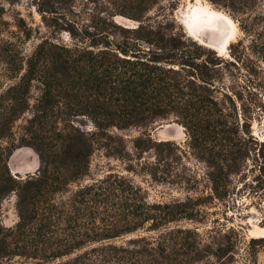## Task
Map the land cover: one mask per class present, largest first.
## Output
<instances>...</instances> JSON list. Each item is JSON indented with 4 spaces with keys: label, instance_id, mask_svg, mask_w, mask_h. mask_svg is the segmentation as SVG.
I'll return each mask as SVG.
<instances>
[{
    "label": "rangeland",
    "instance_id": "374dc122",
    "mask_svg": "<svg viewBox=\"0 0 264 264\" xmlns=\"http://www.w3.org/2000/svg\"><path fill=\"white\" fill-rule=\"evenodd\" d=\"M0 176V264H264V0H0Z\"/></svg>",
    "mask_w": 264,
    "mask_h": 264
},
{
    "label": "bare ground",
    "instance_id": "6f19581e",
    "mask_svg": "<svg viewBox=\"0 0 264 264\" xmlns=\"http://www.w3.org/2000/svg\"><path fill=\"white\" fill-rule=\"evenodd\" d=\"M195 13L196 14L194 15V19L192 20L190 25L186 26L191 35L196 37L198 40H201L198 33L200 29L215 28L219 22H223L225 25H227L229 30L224 34L225 36L220 40L218 44L215 43L214 45H208L221 51L224 48H227L228 44L233 39L232 33L230 32L229 19L224 15H220L209 9L198 8Z\"/></svg>",
    "mask_w": 264,
    "mask_h": 264
},
{
    "label": "water",
    "instance_id": "95a60500",
    "mask_svg": "<svg viewBox=\"0 0 264 264\" xmlns=\"http://www.w3.org/2000/svg\"><path fill=\"white\" fill-rule=\"evenodd\" d=\"M229 30L227 25L223 22H219L215 28L211 29H202L199 32L200 38L204 43L209 45L218 44L221 39L225 36L224 34Z\"/></svg>",
    "mask_w": 264,
    "mask_h": 264
},
{
    "label": "trees",
    "instance_id": "16d2710c",
    "mask_svg": "<svg viewBox=\"0 0 264 264\" xmlns=\"http://www.w3.org/2000/svg\"><path fill=\"white\" fill-rule=\"evenodd\" d=\"M95 80H96V82H98L100 79L96 78ZM125 88H126V86H125ZM16 104H17V107H21V106L25 105V100H23V99L19 100V101H17ZM23 111L24 110H22L20 112L22 113ZM15 115H19V111L18 110H16ZM135 121H137V120H135ZM133 124L134 123L131 122L129 125H133ZM73 136L74 135H72V134L70 136H68V140H69V142H71L70 147H71L72 153L74 151L77 152V146L80 145V143H78V141H76L77 140L76 137H73ZM10 189H11L10 181L8 179L3 178L2 176H0V194L7 193Z\"/></svg>",
    "mask_w": 264,
    "mask_h": 264
}]
</instances>
